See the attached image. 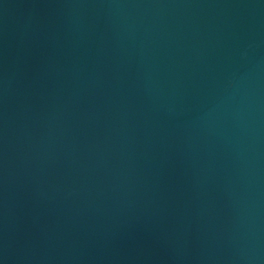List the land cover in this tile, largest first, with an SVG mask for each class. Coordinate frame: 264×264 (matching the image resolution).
I'll use <instances>...</instances> for the list:
<instances>
[{
  "label": "water",
  "instance_id": "water-1",
  "mask_svg": "<svg viewBox=\"0 0 264 264\" xmlns=\"http://www.w3.org/2000/svg\"><path fill=\"white\" fill-rule=\"evenodd\" d=\"M0 264H264V0H0Z\"/></svg>",
  "mask_w": 264,
  "mask_h": 264
}]
</instances>
